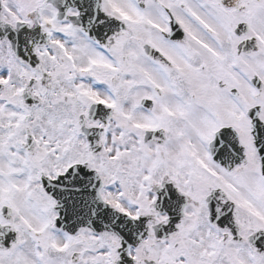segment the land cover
<instances>
[{
	"label": "snow or ice",
	"instance_id": "6c2138e0",
	"mask_svg": "<svg viewBox=\"0 0 264 264\" xmlns=\"http://www.w3.org/2000/svg\"><path fill=\"white\" fill-rule=\"evenodd\" d=\"M0 264H264V0H0Z\"/></svg>",
	"mask_w": 264,
	"mask_h": 264
}]
</instances>
